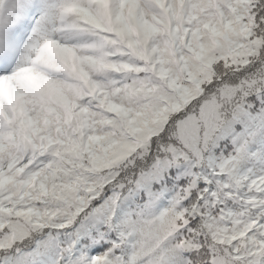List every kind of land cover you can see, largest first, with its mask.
Segmentation results:
<instances>
[{
	"label": "snow or ice",
	"instance_id": "snow-or-ice-1",
	"mask_svg": "<svg viewBox=\"0 0 264 264\" xmlns=\"http://www.w3.org/2000/svg\"><path fill=\"white\" fill-rule=\"evenodd\" d=\"M0 264H264V0H0Z\"/></svg>",
	"mask_w": 264,
	"mask_h": 264
}]
</instances>
